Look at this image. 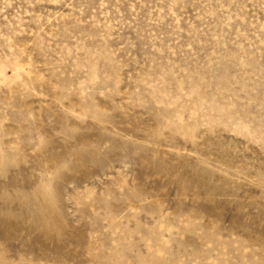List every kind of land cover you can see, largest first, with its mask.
Masks as SVG:
<instances>
[{
  "label": "rangeland",
  "instance_id": "rangeland-1",
  "mask_svg": "<svg viewBox=\"0 0 264 264\" xmlns=\"http://www.w3.org/2000/svg\"><path fill=\"white\" fill-rule=\"evenodd\" d=\"M0 264H264V0H0Z\"/></svg>",
  "mask_w": 264,
  "mask_h": 264
}]
</instances>
